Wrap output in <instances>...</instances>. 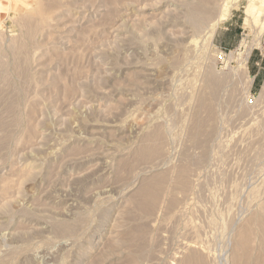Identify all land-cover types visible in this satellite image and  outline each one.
Returning a JSON list of instances; mask_svg holds the SVG:
<instances>
[{"label":"rangeland","instance_id":"1","mask_svg":"<svg viewBox=\"0 0 264 264\" xmlns=\"http://www.w3.org/2000/svg\"><path fill=\"white\" fill-rule=\"evenodd\" d=\"M0 264H264V0H0Z\"/></svg>","mask_w":264,"mask_h":264}]
</instances>
